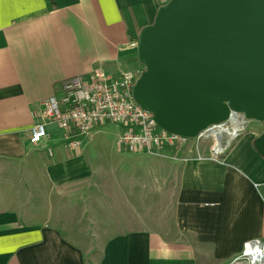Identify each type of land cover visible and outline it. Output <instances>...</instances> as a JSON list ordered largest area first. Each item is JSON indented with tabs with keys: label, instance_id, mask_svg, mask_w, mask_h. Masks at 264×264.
Wrapping results in <instances>:
<instances>
[{
	"label": "crops",
	"instance_id": "1",
	"mask_svg": "<svg viewBox=\"0 0 264 264\" xmlns=\"http://www.w3.org/2000/svg\"><path fill=\"white\" fill-rule=\"evenodd\" d=\"M168 1L0 0V264H85L77 190L92 182L99 164L120 168L117 174L131 177L134 188L146 181L152 198H171L180 237L115 234L102 241L95 264H193L181 251L188 233L197 244L227 245L234 260L236 246L241 254L264 237V160L253 148L260 134L244 132L218 162L183 161L186 151L133 157L110 125L92 131L78 149L56 139L40 148L29 143L39 103L65 79L97 70L139 77L142 65L130 45ZM111 133L115 142L103 144ZM99 149L110 158L97 160ZM199 154L209 156L207 143L199 144Z\"/></svg>",
	"mask_w": 264,
	"mask_h": 264
},
{
	"label": "water",
	"instance_id": "2",
	"mask_svg": "<svg viewBox=\"0 0 264 264\" xmlns=\"http://www.w3.org/2000/svg\"><path fill=\"white\" fill-rule=\"evenodd\" d=\"M135 50L132 98L161 130L194 138L232 112L264 122V0H169ZM253 148L264 160V131Z\"/></svg>",
	"mask_w": 264,
	"mask_h": 264
},
{
	"label": "built area",
	"instance_id": "3",
	"mask_svg": "<svg viewBox=\"0 0 264 264\" xmlns=\"http://www.w3.org/2000/svg\"><path fill=\"white\" fill-rule=\"evenodd\" d=\"M136 49V43L130 45ZM135 79L130 75L110 76L101 70L65 79L57 92L39 103L32 117L29 143L32 147H46L56 139L58 143L78 149L92 131L113 125L120 129L117 144L130 154L174 155L187 152L183 161L218 162L244 131L247 120L242 114L230 113L228 119L206 128L194 138L170 134L161 130L152 114L143 110L132 98ZM243 120L241 126L237 121ZM62 136L54 138L53 133ZM209 145V156L199 154V144ZM45 145V146H44Z\"/></svg>",
	"mask_w": 264,
	"mask_h": 264
},
{
	"label": "rangeland",
	"instance_id": "4",
	"mask_svg": "<svg viewBox=\"0 0 264 264\" xmlns=\"http://www.w3.org/2000/svg\"><path fill=\"white\" fill-rule=\"evenodd\" d=\"M143 71L144 67L142 66ZM245 126L244 132L261 134L264 131V122L246 121ZM109 136L112 138L103 136V144H112V140L115 142V135L111 133ZM117 148L119 151L122 150L118 146ZM97 153L101 154L95 156L97 160L110 158L111 155L106 150L101 149L97 150ZM130 155L133 157L151 156L147 154ZM103 164L106 165V162ZM119 169L113 165L104 167L99 164L94 170L92 182L87 183L84 188L79 187L77 190V206L74 215L77 223V240L80 241V247L84 251L85 264H95L102 253V241L115 234L150 231L159 233L168 241H179L177 240L180 237L179 229L174 225L175 208L169 204L171 198L150 197V190L147 188L146 181L136 182L138 187L134 188L131 177H123L117 174L120 172ZM72 200L73 198H71ZM165 202H167L166 205ZM261 239L264 241V237ZM183 240L189 244L184 245L181 251L187 250L194 257L193 264H232L241 258L244 252L240 254L238 247L241 248V245L236 246L238 249L236 248L237 252L234 253H238L239 256L232 260V258L230 259L231 251L227 245L197 244L194 234L189 233L183 237ZM172 247L180 249L181 245H172ZM221 248L227 251L217 253L216 250H221ZM179 249H175V251H179Z\"/></svg>",
	"mask_w": 264,
	"mask_h": 264
},
{
	"label": "bare ground",
	"instance_id": "5",
	"mask_svg": "<svg viewBox=\"0 0 264 264\" xmlns=\"http://www.w3.org/2000/svg\"><path fill=\"white\" fill-rule=\"evenodd\" d=\"M238 126H241L243 120L239 118ZM245 251L241 258L234 261L232 264H264V241L255 239L245 246Z\"/></svg>",
	"mask_w": 264,
	"mask_h": 264
}]
</instances>
